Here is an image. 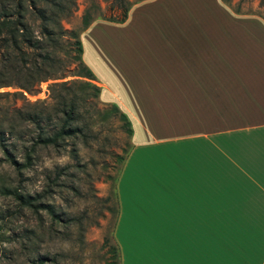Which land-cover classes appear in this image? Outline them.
<instances>
[{"label": "crops", "instance_id": "0c3cea01", "mask_svg": "<svg viewBox=\"0 0 264 264\" xmlns=\"http://www.w3.org/2000/svg\"><path fill=\"white\" fill-rule=\"evenodd\" d=\"M179 1L132 4L120 23L138 9L136 57L114 64L115 82L92 71L131 126L115 179L118 264H264V20L208 0V31H171L164 16ZM154 10L164 12L150 23ZM106 23L83 29L81 59L84 36Z\"/></svg>", "mask_w": 264, "mask_h": 264}, {"label": "rangeland", "instance_id": "374dc122", "mask_svg": "<svg viewBox=\"0 0 264 264\" xmlns=\"http://www.w3.org/2000/svg\"><path fill=\"white\" fill-rule=\"evenodd\" d=\"M110 1L62 0L67 8L60 16L59 25L66 32L54 46L46 45L45 49L55 51L65 67L70 59L67 54L72 55V39L68 31L75 32L79 38L83 31V20L119 17V9L112 8ZM130 1L136 3L141 0ZM220 1L234 14L256 15L264 20V0ZM212 6L208 0H181L176 5L169 4L167 9L171 16L165 14L164 17L170 23L173 22L170 24L171 31L183 30L184 26L187 31H194L190 25L195 24L208 31L214 22L210 18L217 12ZM179 8L185 9L187 15L194 10L195 14H190L194 16L191 23L185 16L173 21V9L177 11ZM137 10L135 8L132 11L126 23L98 24L84 36L83 57L86 63H83L90 65L91 68L88 67L91 71L103 78L110 76L113 82L118 81L116 75L119 71L114 64L124 63L129 55L136 57V50L140 46L138 35L142 33L136 31ZM160 12L154 10L148 13L150 23L159 17ZM182 19L183 23L177 28ZM28 23L33 29H37L36 23H32L29 18ZM155 23L154 29L157 32H166ZM93 32L101 34V39L97 42L98 48L96 42H93ZM115 36L118 37L117 43L120 38L121 45L110 44L109 38ZM121 49H129V53ZM71 68L73 69V65L68 69ZM71 79L82 80V77L66 75L42 81L35 91L30 94L24 92V95L29 102L50 103L47 85ZM95 80L96 78L91 82L98 86ZM78 90L74 91L79 94ZM6 91L11 92L12 89L0 88V93ZM10 100V96H0V107H8ZM109 108L110 102L101 100L99 95L97 98L79 101L78 123L86 126L84 134L69 139L63 148L39 147L34 153L31 167L23 169L20 174L6 162L0 161V264H114L111 232L116 218L113 212L116 196L114 198L112 185L114 183L115 191L114 179L119 172L120 158L129 149L130 137L125 133L123 121L117 114H103ZM4 138L7 143H12L9 147L14 151L16 159L21 161L22 148L26 143L22 140L15 141L9 136ZM71 150L76 152L75 156H71ZM63 165H68L67 175L56 178L55 167ZM13 191L22 196L42 195V204L37 212L16 199L10 193ZM45 203L59 218L58 221H54L43 208ZM39 261L42 263H38Z\"/></svg>", "mask_w": 264, "mask_h": 264}, {"label": "trees", "instance_id": "16d2710c", "mask_svg": "<svg viewBox=\"0 0 264 264\" xmlns=\"http://www.w3.org/2000/svg\"><path fill=\"white\" fill-rule=\"evenodd\" d=\"M110 2L112 8L119 9V17L101 18L120 23L125 20L135 1ZM66 8L62 0H0V88L12 89L11 92L0 93V96L11 97L8 107H0V161L9 164L17 174L31 167L34 153L39 147L63 148L69 139L82 136L86 126L78 123V102L91 97L97 98L99 95V86L91 82L95 77L81 59L82 47L75 32L68 31L72 39V55L67 54L70 59L65 67L55 51L45 49L46 45L54 46L60 36L65 34L66 30L60 27L59 19ZM28 18L32 23H36L37 29H33L28 23ZM90 21L93 19L83 20L82 29L86 28ZM71 65L73 69H68ZM66 75L82 77V80L49 83L47 91L50 103L29 102L25 97L24 92L32 93L40 82L63 78ZM77 88L79 94L74 91ZM103 114H117L123 121L125 133L130 137V122L115 104L110 103V108L103 111ZM8 136L15 141L22 140L26 143L22 148L21 161L16 159L14 151L10 149L12 143H7L4 138ZM70 154L75 156L76 152L71 150ZM123 159L124 157L120 158V163ZM55 172L56 178L67 175L68 165L55 167ZM113 188L114 183L112 193L115 198ZM10 193L33 212H37L42 204L43 196L40 194L22 196L17 191ZM43 208L50 213L54 221L59 220L47 203ZM113 212L116 215V198ZM111 238L113 240L112 232ZM111 248L114 264H118V247L114 240Z\"/></svg>", "mask_w": 264, "mask_h": 264}]
</instances>
